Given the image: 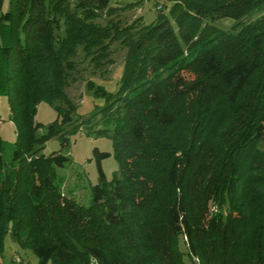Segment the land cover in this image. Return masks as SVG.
<instances>
[{"label": "trees", "instance_id": "16d2710c", "mask_svg": "<svg viewBox=\"0 0 264 264\" xmlns=\"http://www.w3.org/2000/svg\"><path fill=\"white\" fill-rule=\"evenodd\" d=\"M109 1L8 0L0 13V96L16 123L7 163L0 136V254L9 234L36 264H185L181 245L197 264H264V0H168L139 26L112 20ZM115 41L119 90L95 94L118 169L107 180L110 152L94 147L99 181L79 206L55 182L69 158L34 146L72 119L77 46L97 66ZM41 102L60 120L38 136Z\"/></svg>", "mask_w": 264, "mask_h": 264}, {"label": "rangeland", "instance_id": "374dc122", "mask_svg": "<svg viewBox=\"0 0 264 264\" xmlns=\"http://www.w3.org/2000/svg\"><path fill=\"white\" fill-rule=\"evenodd\" d=\"M171 2L168 0H110L109 6L119 8L112 15V20H119L120 25L129 24L132 20L139 18L137 26L149 24L156 20L161 9L165 15L169 14ZM161 6V8H157ZM8 7V0H3L0 13ZM263 11L251 13L245 17V21H251L259 17ZM108 15L102 13L98 22L106 24ZM213 24L222 30H232L236 20L231 18L216 19ZM110 60H102L95 65L85 55L82 44L76 48L73 56L75 69L71 72L65 93L74 105L71 121L61 126V130L47 139L42 144H35L34 148H40V153L47 155L52 151L61 149L69 160L63 167L57 168L55 182L64 200H72L77 205L87 206L92 201L93 187L99 181V173L95 162L93 149L97 147L100 151L110 152V156L101 161V168L107 180L113 177L118 165L112 154L111 132L99 134L104 130H111L112 125L106 123L102 116V109L109 102L106 96L96 95L95 89L101 86L107 94L115 95L121 84L123 73L124 56L126 48L119 41L110 45ZM92 82L93 88L89 87ZM35 120L42 124L37 130V135L48 132V126L56 120H60L54 106L41 102L38 104ZM0 136L6 143L4 152L5 162L12 158L13 144L16 139V123L10 112L9 104L5 96H0ZM62 142L65 143L62 146ZM262 145H264L262 143ZM216 208L210 205V211ZM185 252V264H197L186 254L185 246L181 245ZM17 255L24 262L22 264H36L37 257L29 249H22L14 244L9 234L3 241V250L0 254V264H20L14 260ZM47 264H52L48 261Z\"/></svg>", "mask_w": 264, "mask_h": 264}, {"label": "built area", "instance_id": "2783aa9c", "mask_svg": "<svg viewBox=\"0 0 264 264\" xmlns=\"http://www.w3.org/2000/svg\"><path fill=\"white\" fill-rule=\"evenodd\" d=\"M159 7H160V6H158V8H159ZM14 260H15L16 262H18V263H21V262H22L21 258H19L17 255H15Z\"/></svg>", "mask_w": 264, "mask_h": 264}, {"label": "crops", "instance_id": "0c3cea01", "mask_svg": "<svg viewBox=\"0 0 264 264\" xmlns=\"http://www.w3.org/2000/svg\"><path fill=\"white\" fill-rule=\"evenodd\" d=\"M22 263H24V262L22 261L20 264H22Z\"/></svg>", "mask_w": 264, "mask_h": 264}]
</instances>
